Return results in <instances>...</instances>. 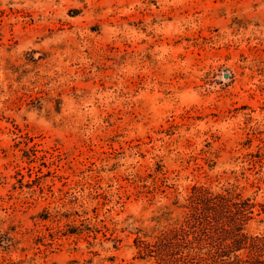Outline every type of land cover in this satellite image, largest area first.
<instances>
[{"label":"rangeland","instance_id":"374dc122","mask_svg":"<svg viewBox=\"0 0 264 264\" xmlns=\"http://www.w3.org/2000/svg\"><path fill=\"white\" fill-rule=\"evenodd\" d=\"M195 185L264 234V0H0V264H149Z\"/></svg>","mask_w":264,"mask_h":264},{"label":"trees","instance_id":"16d2710c","mask_svg":"<svg viewBox=\"0 0 264 264\" xmlns=\"http://www.w3.org/2000/svg\"><path fill=\"white\" fill-rule=\"evenodd\" d=\"M179 207L183 211L174 223L137 237L149 264H264V234L248 229L260 211L236 186L195 185Z\"/></svg>","mask_w":264,"mask_h":264}]
</instances>
